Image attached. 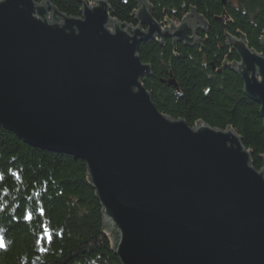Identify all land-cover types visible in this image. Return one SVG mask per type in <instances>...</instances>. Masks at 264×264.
<instances>
[{"label":"water","instance_id":"95a60500","mask_svg":"<svg viewBox=\"0 0 264 264\" xmlns=\"http://www.w3.org/2000/svg\"><path fill=\"white\" fill-rule=\"evenodd\" d=\"M90 1L69 17L51 0H0V125L87 164L121 264H264V157L259 171L232 128L162 114L142 83L140 42L194 45L201 19L162 28L140 0L132 28ZM227 41L264 122V54Z\"/></svg>","mask_w":264,"mask_h":264},{"label":"trees","instance_id":"16d2710c","mask_svg":"<svg viewBox=\"0 0 264 264\" xmlns=\"http://www.w3.org/2000/svg\"><path fill=\"white\" fill-rule=\"evenodd\" d=\"M147 1L153 19L165 27L192 13L202 21L194 45L171 36L140 42L139 58L151 69L142 83L152 102L162 114L189 126L203 121L212 128H232L251 151L253 167L261 170L259 104L245 96L241 78L225 62L239 61L227 41L232 36L264 54V0ZM108 2L109 13L121 24H140L135 12L140 0ZM51 4L69 17L82 15L76 0ZM113 244L87 164L28 145L0 125V264H121Z\"/></svg>","mask_w":264,"mask_h":264},{"label":"bare ground","instance_id":"6f19581e","mask_svg":"<svg viewBox=\"0 0 264 264\" xmlns=\"http://www.w3.org/2000/svg\"><path fill=\"white\" fill-rule=\"evenodd\" d=\"M175 22V21H174ZM177 22V21H176ZM162 28H164V24L162 25ZM232 37H234V36H232ZM231 47V46H230ZM231 50H232V52L234 51L236 54H237V52L231 47ZM238 55V54H237ZM238 59H239V56H238ZM236 62H237V60H235ZM239 61H240V59H239ZM226 64H230V63H227V62H225ZM232 63V62H231ZM225 64V65H226ZM230 68V67H229ZM237 76L239 77V75L237 74ZM171 81H174V83L176 84V81L173 79V78H171V77H169V79H168V83L170 84V85H172L171 84ZM173 86V85H172ZM177 89V88H176ZM245 94V93H244ZM246 96V95H245ZM254 102V101H253ZM257 104V103H256ZM259 107H260V105H259ZM260 112V111H259ZM54 152V151H53ZM251 152V151H250ZM63 154V153H62ZM70 155V154H69ZM72 156V155H71ZM74 157V156H73ZM263 165V164H262ZM253 166V165H252ZM260 171V170H259ZM112 250H113V245H112Z\"/></svg>","mask_w":264,"mask_h":264},{"label":"rangeland","instance_id":"374dc122","mask_svg":"<svg viewBox=\"0 0 264 264\" xmlns=\"http://www.w3.org/2000/svg\"><path fill=\"white\" fill-rule=\"evenodd\" d=\"M88 2H89V4H93V2L90 1V0H88ZM222 2H223V0H222ZM225 2H226V0H224L223 3H225ZM179 23H180V22H176V21H175V22H173V25H174V24H179ZM132 28H134V27H132Z\"/></svg>","mask_w":264,"mask_h":264},{"label":"snow or ice","instance_id":"6c2138e0","mask_svg":"<svg viewBox=\"0 0 264 264\" xmlns=\"http://www.w3.org/2000/svg\"><path fill=\"white\" fill-rule=\"evenodd\" d=\"M0 246H2V245H0Z\"/></svg>","mask_w":264,"mask_h":264}]
</instances>
